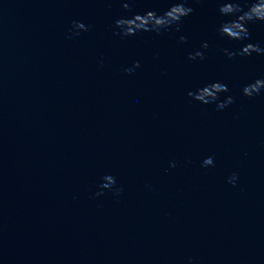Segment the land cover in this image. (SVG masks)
<instances>
[{
	"label": "water",
	"instance_id": "95a60500",
	"mask_svg": "<svg viewBox=\"0 0 264 264\" xmlns=\"http://www.w3.org/2000/svg\"><path fill=\"white\" fill-rule=\"evenodd\" d=\"M124 2L0 0V264H264V54L223 51L264 48V21L233 40L189 0L179 31L124 36L174 0ZM215 81L234 103L188 95Z\"/></svg>",
	"mask_w": 264,
	"mask_h": 264
},
{
	"label": "clouds",
	"instance_id": "9594fccd",
	"mask_svg": "<svg viewBox=\"0 0 264 264\" xmlns=\"http://www.w3.org/2000/svg\"><path fill=\"white\" fill-rule=\"evenodd\" d=\"M134 0H125L123 8L131 10V3ZM247 3V9L242 6V0H220L219 11L224 16H232L233 19L226 20L221 23L219 32L223 36H227L233 40H249L251 38L248 24L257 20L264 21V0H244ZM194 9L189 6V0H174V3L162 15L154 10H149L144 14H134L131 17H121L116 20L115 25L119 29L116 33L118 35L131 36L140 31H154L160 33L163 30L175 26L176 30H180L181 22L184 17L193 13ZM80 30L87 31L88 26L82 21L72 22V31L75 35L80 34ZM181 41L186 42L187 37L181 36ZM203 49H207L209 44L204 41L201 45ZM223 51L231 58L236 55H251L253 52L264 54V48L259 44L247 43L239 52L231 51L227 48ZM205 53L201 50L189 52L190 60H196L198 57L204 59ZM140 62L136 61L134 67L125 69L126 72L131 73L134 68H139ZM264 90V78L255 80L247 84L243 88V93L249 97L259 94ZM228 86L221 82H210L207 85L198 88L196 91H190L189 96L204 103H216L217 109H223L228 105L234 103V97L229 95L225 99L220 98V93L228 92ZM214 164V157L209 156L203 161V166L207 167ZM175 167V162H172ZM238 173H233L229 178V182L235 183L238 179ZM105 183L101 185L102 188H112L116 184V178L111 174L104 178ZM116 193L119 194L123 188H116ZM97 196L103 195V192H97Z\"/></svg>",
	"mask_w": 264,
	"mask_h": 264
}]
</instances>
